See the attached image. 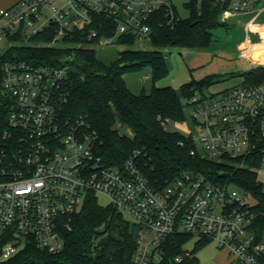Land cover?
I'll use <instances>...</instances> for the list:
<instances>
[{"label":"built area","instance_id":"2783aa9c","mask_svg":"<svg viewBox=\"0 0 264 264\" xmlns=\"http://www.w3.org/2000/svg\"><path fill=\"white\" fill-rule=\"evenodd\" d=\"M209 2L221 8L224 24L238 15L264 13V0ZM161 18L172 28L181 19L174 0H19L0 9V43L28 46L42 35L41 46L61 53L48 64L8 60L2 67L0 109L6 113L0 122V261L30 246L61 254L63 233L72 230L75 215L90 196L97 201L103 196L106 207L137 227L131 264L163 263L178 238L188 241L175 257L177 263L195 257L199 245L215 243L226 254L222 264H264V229L256 225V204L245 201L247 193L192 172L155 187L136 155L123 165L106 163L97 136L61 110L81 52L130 48L120 42L129 38L152 41ZM259 31L264 36L263 26ZM247 54L250 64L264 67ZM183 104L197 131L184 136L195 147L192 156L240 167L259 156L261 167L254 170L264 169V81L196 93ZM170 123L166 120L165 127Z\"/></svg>","mask_w":264,"mask_h":264},{"label":"trees","instance_id":"16d2710c","mask_svg":"<svg viewBox=\"0 0 264 264\" xmlns=\"http://www.w3.org/2000/svg\"><path fill=\"white\" fill-rule=\"evenodd\" d=\"M190 15L180 19L175 27L161 18L152 37L154 50L140 51L131 48L135 39H123L130 48L118 52L117 58L106 62L96 51H83L78 65L70 73L66 89L67 101L62 103L64 117L83 122L98 138V152L108 164L123 165L131 156L141 171L155 187L165 185L185 172L200 175L206 180L231 184L252 196L256 201V225L264 229V186L254 170L261 167V157L249 159L247 167L236 162H213L192 156L195 148L184 135L170 131L164 122H186L188 115L184 99L220 83L218 76L192 80L179 90L158 88L156 82L170 72L165 50L169 48L204 49L213 41V30L224 26L219 21L221 8L209 0H193L187 5ZM44 36L35 38L32 45H16L0 51V98H2V67L8 60L48 64L61 55L57 48L39 43ZM11 40H18L12 37ZM124 65V67H122ZM145 68L152 71L153 87L139 94L131 92L124 76ZM246 84L264 81V67H257L243 74ZM6 109H0V122L5 120ZM1 127V124H0ZM185 141V146L181 142ZM65 249L51 255L30 246L9 261L0 264H131L136 248L137 227L111 207L100 205L90 196L82 211L75 215L71 231H64ZM188 238H178L161 264H199L198 258L175 262L183 252ZM205 248L199 245L196 253Z\"/></svg>","mask_w":264,"mask_h":264},{"label":"rangeland","instance_id":"374dc122","mask_svg":"<svg viewBox=\"0 0 264 264\" xmlns=\"http://www.w3.org/2000/svg\"><path fill=\"white\" fill-rule=\"evenodd\" d=\"M17 1L0 0V9L10 8ZM187 3H191V0H174L182 19H186L190 15L185 5ZM259 26L264 27V13L254 12L248 15H238L228 20L224 26L213 30V41L207 48L197 50L187 48L166 49L165 57L170 72L167 77L156 82V87H171L179 90L192 80L218 76L222 81L204 90V94L210 95L243 83L245 81L243 74L256 68L254 63L250 64L248 51L254 61H262L260 65L264 66V44H261L264 43V36L260 33ZM8 48L7 41L0 43L1 52H5ZM128 48L123 45H113L97 48L96 52L100 59L110 62L117 58L118 52ZM131 48L140 51L154 50L150 39L137 40ZM124 79L129 90L135 94H139L144 89L150 91L153 87L150 68L126 74ZM169 130L184 136L197 132L189 119L181 123L171 122ZM257 174L258 180L264 186V169ZM243 197L250 205L256 204L252 196L243 194ZM98 203L105 206L108 201L105 197L99 196ZM195 242V239L192 240L187 248L193 249ZM196 257L199 264H222L226 261L225 252L221 251L215 243H209L205 248L198 251Z\"/></svg>","mask_w":264,"mask_h":264},{"label":"crops","instance_id":"0c3cea01","mask_svg":"<svg viewBox=\"0 0 264 264\" xmlns=\"http://www.w3.org/2000/svg\"><path fill=\"white\" fill-rule=\"evenodd\" d=\"M18 1H19V0H18ZM18 1H17V2H18ZM17 2H16V3H17ZM16 3H15V4H16ZM15 4H13V5H15ZM13 5H12V6H13ZM12 6H11V7H12ZM255 45H256V44H255ZM257 45H258V44H257Z\"/></svg>","mask_w":264,"mask_h":264},{"label":"water","instance_id":"95a60500","mask_svg":"<svg viewBox=\"0 0 264 264\" xmlns=\"http://www.w3.org/2000/svg\"><path fill=\"white\" fill-rule=\"evenodd\" d=\"M122 67H124V65H122Z\"/></svg>","mask_w":264,"mask_h":264}]
</instances>
